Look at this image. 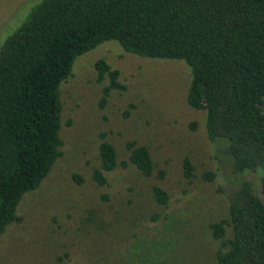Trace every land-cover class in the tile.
<instances>
[{"label": "rangeland", "instance_id": "obj_1", "mask_svg": "<svg viewBox=\"0 0 264 264\" xmlns=\"http://www.w3.org/2000/svg\"><path fill=\"white\" fill-rule=\"evenodd\" d=\"M39 1L0 0V45ZM99 59L124 85L104 102L109 80L97 79ZM189 80L184 61L135 56L114 40L77 57L59 86L61 155L19 201L21 220L0 236V264H216L220 240L210 224L227 217L244 180L259 197L262 182L249 171L233 174L226 141L207 138L205 112L186 103ZM101 134L118 162L104 173L105 185L92 177L100 168ZM130 141L148 148L155 164L150 176L120 165ZM155 185L168 194L165 205L155 201Z\"/></svg>", "mask_w": 264, "mask_h": 264}, {"label": "trees", "instance_id": "obj_2", "mask_svg": "<svg viewBox=\"0 0 264 264\" xmlns=\"http://www.w3.org/2000/svg\"><path fill=\"white\" fill-rule=\"evenodd\" d=\"M108 40L135 56L184 61L186 103L205 112L210 141H226L233 174L264 170V0H40L0 45V236L21 220L22 196L38 188L61 155L60 84L77 57ZM95 69L99 81L109 80L102 102L124 89L103 59ZM100 137V168L92 177L105 185L117 151ZM126 147L120 165L150 176L148 148L134 141ZM183 165L191 177L190 161ZM152 195L160 205L168 201L158 185ZM210 231L220 240L216 264H264V203L250 181L234 190L227 217Z\"/></svg>", "mask_w": 264, "mask_h": 264}, {"label": "flooded vegetation", "instance_id": "obj_3", "mask_svg": "<svg viewBox=\"0 0 264 264\" xmlns=\"http://www.w3.org/2000/svg\"><path fill=\"white\" fill-rule=\"evenodd\" d=\"M257 175H259V177H260V181L262 182V193H261V196L259 197L258 195V197L263 201V203H264V170L262 171V172H257L256 173ZM253 188V187H252ZM253 192H254V190H253ZM255 193V192H254ZM256 194V193H255Z\"/></svg>", "mask_w": 264, "mask_h": 264}]
</instances>
